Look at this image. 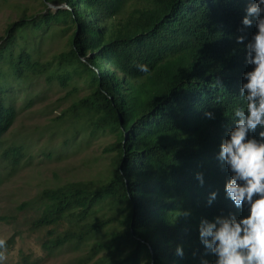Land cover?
<instances>
[{
  "label": "trees",
  "instance_id": "obj_1",
  "mask_svg": "<svg viewBox=\"0 0 264 264\" xmlns=\"http://www.w3.org/2000/svg\"><path fill=\"white\" fill-rule=\"evenodd\" d=\"M42 1L40 14L10 23L0 43V184L3 172L12 175L21 167L29 139V131L8 136L18 116L13 87L30 93L28 84L40 77L69 87L54 103L59 108L68 102L47 131L66 124V141L79 136V143L111 133L115 140L106 151L114 154L99 180L67 181L37 193L41 213L30 228L70 223L42 242L43 249L51 254L66 244L89 245L76 264H200V221L221 211L246 215L226 199L230 173L216 157L234 127L232 109L246 106L239 90L252 68L236 37L248 0ZM46 1L68 7L53 10ZM58 27L71 40L70 55L36 58L29 31ZM256 31L255 25L246 29L249 39ZM80 90L86 91L81 97ZM259 131L250 135L259 138ZM212 192L218 195L209 205ZM103 208L109 214L96 216ZM184 211L191 215H177ZM7 219L0 214V222ZM16 233L5 239L7 246ZM180 245L183 258L175 254ZM22 258L17 264H36ZM204 258L210 264L215 259Z\"/></svg>",
  "mask_w": 264,
  "mask_h": 264
},
{
  "label": "rangeland",
  "instance_id": "obj_2",
  "mask_svg": "<svg viewBox=\"0 0 264 264\" xmlns=\"http://www.w3.org/2000/svg\"><path fill=\"white\" fill-rule=\"evenodd\" d=\"M42 2L0 0V43L10 23L36 17L42 10ZM44 33L42 30L29 31V46L36 58L46 60L59 52L70 55L72 43L67 33L62 34L59 27L49 28ZM17 40L22 42L25 38L18 37ZM67 67L70 68L69 65ZM6 83L12 85L10 80ZM28 86L32 89L30 93L20 90V87H13L15 90L12 103L18 110V116L8 136L18 139L21 133L29 131V139L24 141L21 167L12 175L3 172L4 179L0 184V214L8 217L6 222H0V239H7L17 232L12 243L7 246L5 262L17 264L26 256L29 261L36 264H76V258L89 245L73 249V245L66 244L56 248L51 254L42 247V242L46 239L62 234L70 228L68 220L47 227L30 228L32 221L41 213L40 202L36 199L37 193L41 189L61 185L67 181L102 178L114 154L106 151V148L115 137L107 133L93 140L81 138L82 143H79V136L73 142L66 141L69 133L64 130L66 124H62L55 133L48 132L47 128L55 125L52 118L58 115L60 109L68 102H62L59 108H55L54 103L65 96L69 87L63 89L55 82L47 84L43 77L32 86L30 84ZM85 92L80 90L77 96L81 97ZM26 105L28 107H25ZM24 203H27L24 207H18ZM104 213L109 214L105 208L99 209L96 216ZM82 248L84 250H81Z\"/></svg>",
  "mask_w": 264,
  "mask_h": 264
},
{
  "label": "clouds",
  "instance_id": "obj_3",
  "mask_svg": "<svg viewBox=\"0 0 264 264\" xmlns=\"http://www.w3.org/2000/svg\"><path fill=\"white\" fill-rule=\"evenodd\" d=\"M253 25L257 31L249 39L246 29ZM238 32L236 43L244 45L245 64L252 68L243 73L242 79L247 82L239 90L246 106L237 105L232 109L234 127L227 131L216 159L230 173L224 189L226 199L246 215L237 216L235 212L225 215L221 211L211 221H200L199 242L204 248L200 264H210L204 258L209 255L215 258L211 264H264V0H248ZM136 67L141 72H149L145 64ZM216 82L224 88L221 81ZM204 115L215 119L214 112ZM258 128L259 138L250 135ZM196 179L203 186V174L197 173ZM217 195L210 194L209 205ZM177 215L187 218L191 212ZM6 251L7 241L0 239V264L7 259ZM175 254L183 258L182 245L176 247Z\"/></svg>",
  "mask_w": 264,
  "mask_h": 264
},
{
  "label": "water",
  "instance_id": "obj_4",
  "mask_svg": "<svg viewBox=\"0 0 264 264\" xmlns=\"http://www.w3.org/2000/svg\"><path fill=\"white\" fill-rule=\"evenodd\" d=\"M46 6L50 9H53V10H57V9H60V8H63V7H68L66 4H59V5H56V4H52L50 2H47L46 1ZM82 60H84L82 58ZM125 135V134H124Z\"/></svg>",
  "mask_w": 264,
  "mask_h": 264
}]
</instances>
